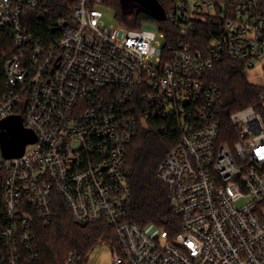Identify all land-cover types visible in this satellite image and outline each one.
Segmentation results:
<instances>
[{
    "label": "built area",
    "instance_id": "2783aa9c",
    "mask_svg": "<svg viewBox=\"0 0 264 264\" xmlns=\"http://www.w3.org/2000/svg\"><path fill=\"white\" fill-rule=\"evenodd\" d=\"M104 3L0 0L15 45L0 120L21 114L37 134L21 156L0 154V264H52L34 226L52 219L57 195L76 219L115 228L111 264H264V84L228 128L220 86L205 77L226 58L264 69V0H164L168 31L107 24ZM151 119L177 132L158 168L175 233L127 219V146ZM81 260L71 252L65 264Z\"/></svg>",
    "mask_w": 264,
    "mask_h": 264
},
{
    "label": "trees",
    "instance_id": "16d2710c",
    "mask_svg": "<svg viewBox=\"0 0 264 264\" xmlns=\"http://www.w3.org/2000/svg\"><path fill=\"white\" fill-rule=\"evenodd\" d=\"M117 8L119 19L129 26H139L145 20H158L164 30L171 25L162 17L143 8L127 9L122 0H105ZM172 26V25H171ZM42 25H30L38 32ZM200 35L211 39L214 34L212 22L202 26ZM15 52L12 37L0 29V100L9 90L5 73V62ZM205 77L220 86V114L223 124L231 128L230 113L260 99L262 85L249 80L245 66L234 59L226 58L206 71ZM150 121V120H149ZM160 121L151 119L150 124L140 127L132 142L127 146L124 173L131 189L127 219L136 222L143 229L154 226L166 228L175 233L181 220L175 215L168 195V184L158 173L162 159L177 143V132L163 133ZM54 202L55 214L48 222L37 218L35 232L45 262L65 264L71 252L82 257L79 264H85L88 253L102 240L117 242L115 228L106 220L80 221L75 218L65 199L59 195Z\"/></svg>",
    "mask_w": 264,
    "mask_h": 264
},
{
    "label": "rangeland",
    "instance_id": "374dc122",
    "mask_svg": "<svg viewBox=\"0 0 264 264\" xmlns=\"http://www.w3.org/2000/svg\"><path fill=\"white\" fill-rule=\"evenodd\" d=\"M122 4L127 9H147L158 17H164L167 14L164 0H122ZM99 7L104 12V21L107 24L119 25V23H122L119 19L117 8L114 5L104 3L99 5ZM246 73L250 81L264 84L262 63L258 62L251 67H247ZM0 154H2L1 147ZM158 230L159 228L154 226L148 228V232L152 235H156ZM111 259L112 250L109 247V241L102 240L88 253L85 258V264H111Z\"/></svg>",
    "mask_w": 264,
    "mask_h": 264
},
{
    "label": "water",
    "instance_id": "95a60500",
    "mask_svg": "<svg viewBox=\"0 0 264 264\" xmlns=\"http://www.w3.org/2000/svg\"><path fill=\"white\" fill-rule=\"evenodd\" d=\"M36 140V132L25 126L21 114H12L0 120V147L5 157L21 156L26 145Z\"/></svg>",
    "mask_w": 264,
    "mask_h": 264
}]
</instances>
